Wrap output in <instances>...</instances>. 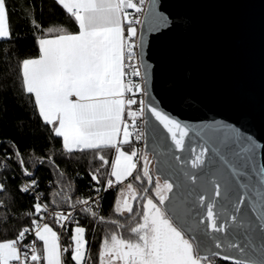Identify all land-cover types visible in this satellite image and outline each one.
Segmentation results:
<instances>
[{
  "label": "snow or ice",
  "instance_id": "obj_1",
  "mask_svg": "<svg viewBox=\"0 0 264 264\" xmlns=\"http://www.w3.org/2000/svg\"><path fill=\"white\" fill-rule=\"evenodd\" d=\"M56 2L74 19L79 32L68 34L60 27L56 29L59 34L55 38H38V58L22 61V84L26 93L34 96L35 106L45 124L53 126L56 137H62L64 149L68 152L91 149L97 150L98 154L101 149H114L116 155L109 175L115 178L116 183H123L136 171L137 161L134 158L138 155L137 151L129 153L122 147L130 143L133 133L129 129L134 127L126 120L125 113L133 121L138 115L142 117L151 113L171 135L175 148L184 149L188 130L155 105L149 92L147 66H144L142 76L137 68L125 63L126 58L131 60L136 55L132 51L134 45L124 35L123 24L129 20L127 10L141 11L140 5H143L144 0H138V3L134 0ZM7 16L6 0H0V38H10ZM47 31L51 33L54 29L49 28ZM127 32L130 37L136 34L131 20ZM127 67L133 68L131 76H142L143 84L126 79L129 75L125 71ZM137 93L141 96L139 100L135 98ZM133 105H138V108L132 110ZM136 138L141 137L137 135ZM206 151V148L201 149L192 161V167L201 168L200 188L208 192L207 201L204 195H198L195 201L182 209L174 195H170L173 193V184L167 179L161 183L157 178L155 199L147 195L148 189H145V195L140 198L143 200L142 209L137 211L132 203L137 200V190L132 183L126 185L121 191V199L116 201L115 212L121 215L134 214L129 220L130 238L125 239L116 232L105 238L99 252L100 264H212L205 253L220 249L223 241L216 236L209 238L207 232H203L200 237L189 238V233H194L198 227L190 222L193 219L191 208L202 205L201 215L206 211L207 227L213 233L225 232V227L218 223L220 213L215 210L217 202L212 195L214 190L216 197L221 196V185L210 177L220 176L230 161L223 160L216 172H206L202 167ZM99 159L104 164L108 163L103 155H99ZM144 161L143 177L151 183L146 155ZM261 171L264 172V169ZM25 174L31 175L27 171ZM185 176L191 180L197 179L192 173H185ZM92 178L97 180L96 175ZM133 178L141 180L139 175ZM222 178L227 193V177ZM107 186H113L112 179L107 180ZM2 188L3 185H0ZM28 190V187L22 189L25 192ZM82 203L87 204V201ZM239 205L237 201V212L240 211ZM35 209L39 213L41 205L37 203ZM92 214L96 215L95 212ZM64 218L58 216L57 221ZM232 219L235 221L238 218L233 215ZM261 220L264 221V215ZM112 223L124 227L117 221ZM33 224L36 227L35 236L43 242V254L38 253L35 241L32 244H20L25 240V233L30 231L25 228L16 239L0 243V264H39L41 260L45 264H63V254L68 253L69 249L61 250L57 233L48 224L41 226L37 221H33ZM83 233L84 229L77 227L72 237L75 248L71 260L75 264H84L86 241L83 240ZM197 239L199 243H196ZM224 240L228 241L229 248L243 247L229 240L228 236ZM22 248L29 251H22ZM216 254L213 251V255ZM235 264L245 262L236 260Z\"/></svg>",
  "mask_w": 264,
  "mask_h": 264
},
{
  "label": "water",
  "instance_id": "obj_2",
  "mask_svg": "<svg viewBox=\"0 0 264 264\" xmlns=\"http://www.w3.org/2000/svg\"><path fill=\"white\" fill-rule=\"evenodd\" d=\"M138 56L155 105L188 130L184 149H176L155 117L144 115L147 166L173 184L170 195L181 208L198 195L208 199L200 188L201 168L192 167L202 148L206 172L230 161L220 176L210 177L221 185V196L212 195L225 232L213 233L198 205L191 208L190 222L198 227L189 238L207 232L223 243L205 255L264 264V0H148ZM225 236L243 247L229 248Z\"/></svg>",
  "mask_w": 264,
  "mask_h": 264
},
{
  "label": "trees",
  "instance_id": "obj_3",
  "mask_svg": "<svg viewBox=\"0 0 264 264\" xmlns=\"http://www.w3.org/2000/svg\"><path fill=\"white\" fill-rule=\"evenodd\" d=\"M6 5L10 38H0V185H3L0 189V241L16 239L24 227H32L38 218L31 196L22 191L24 179L35 181L44 204L50 209H71L90 193L94 181H103L107 177L114 152L108 148L99 150V154L91 149L66 151L61 137H56L52 126L45 124L39 116L34 96L23 88L22 61L39 56L38 38L56 35V29L60 27L66 32H76L78 25L74 19L56 0H6ZM49 28L54 31L49 33ZM123 146L132 148L134 143L130 139V143ZM99 155H103L108 163L104 164ZM145 155L148 160L150 152L143 155L130 177V183L138 193L137 200L132 201L137 211L142 209L141 194L149 183L143 177ZM26 171L31 175L25 174ZM150 174L152 182L147 195L155 199L158 176L151 167ZM93 175L97 180L92 178ZM137 175L141 180L133 178ZM120 185L104 191L99 213L94 216L92 211L79 210L77 223L63 229L62 243L69 249L63 254L64 262L75 264L71 260L74 226L84 229L88 251L85 264H100L103 241L113 232L130 238L129 220L134 214L115 212L116 201L121 196V193L118 196ZM112 221L124 227H117ZM48 223L54 226L51 220ZM208 258L212 264H234L217 255Z\"/></svg>",
  "mask_w": 264,
  "mask_h": 264
},
{
  "label": "built area",
  "instance_id": "obj_4",
  "mask_svg": "<svg viewBox=\"0 0 264 264\" xmlns=\"http://www.w3.org/2000/svg\"><path fill=\"white\" fill-rule=\"evenodd\" d=\"M134 1L138 3V0H134ZM147 1L148 0H144L143 5H140L141 11L137 12L136 10H132L130 12L129 20L132 21V26L136 29L135 36L130 37L128 32H127L126 28H127V26H129V20L124 21V24H123L124 35L134 45L132 51L136 54L131 60H128L126 58L125 63L127 65L134 66L140 72H141V68H140V61H139V56H138V34H139V28L141 25L143 14H144V11H145V8L147 5ZM136 21H139V22L137 23ZM132 70H133L132 67H127L125 69V71L127 73H129L128 76L130 78H132L134 80V82L143 84L142 76H140V77L131 76ZM141 74H142V72H141ZM126 95H128V94H126ZM135 98L137 100H139L141 98L140 94L137 93ZM131 107H132V110H136L138 108V105H133ZM125 118L130 124H134V127H130V132L133 133V135L130 137V139L133 141L134 146L137 148L138 155L135 157V160L137 161V165H138V163H140L142 161V158L144 155V116L141 117L138 115L137 118L133 121V119L131 117H127L126 113H125ZM137 135H139L141 138L137 139L136 138ZM108 179H110V177L105 178L103 181H99V183L97 181H94L93 184L91 185L90 193L86 197L82 198L75 207H73L71 209H65V210L64 209L55 210V209H50L49 207H47L41 198L39 190L36 187V184L33 183V180H31V179H24L22 181V189L25 187H28L29 190L27 192L33 200L34 209H35V205L37 203H39L41 205V211L39 213L36 212L38 215V218L35 221H37L41 226L43 224L47 223L49 220H51L54 223L55 228L57 230L59 246H60L61 250H63V249H65V245L62 243L61 233L67 225L77 223V221H78L77 212L79 210L90 209L92 212L99 213L103 193H104V191H106L105 189L108 190V189H114L117 187L118 184H115V182H113L112 187H108L107 186V180ZM83 201H87V204L82 203ZM35 211H36V209H35ZM58 216H62L65 218L60 219L58 222L57 221ZM25 228H28L30 231L25 233V240L20 242L21 245L33 243L32 237H33V234L36 230L35 225H33L32 227H24L22 230H24ZM22 251H29V249L22 248ZM220 258L224 259L222 257H220ZM233 263L235 264V262H233ZM13 264H15V262H13ZM245 264H252V263H245Z\"/></svg>",
  "mask_w": 264,
  "mask_h": 264
},
{
  "label": "rangeland",
  "instance_id": "obj_5",
  "mask_svg": "<svg viewBox=\"0 0 264 264\" xmlns=\"http://www.w3.org/2000/svg\"><path fill=\"white\" fill-rule=\"evenodd\" d=\"M135 2V1H134ZM132 10H135V9H128L127 11H128V13H129V17H130V12L132 11ZM125 21H128V20H125ZM127 28H128V26H127ZM128 79L130 78L129 76L127 77ZM129 131H130V129H129ZM123 147V150L124 151H126V152H129V153H131L133 150H135V151H137V148L134 146V147H132V148H128V147H126V146H122ZM115 153L113 152V156H112V159H111V162H110V167H109V171H108V174H107V177H110V178H112V180H113V182H115V178L114 177H111L109 174H110V172H111V164H112V161L115 159ZM135 159V158H134ZM141 163V162H140ZM140 163H138V165H137V167L139 166V164ZM106 177V178H107ZM157 178H159L160 179V181H161V183H163V180L158 176ZM128 183H130V177H128L127 179H125L124 181H123V183H116L115 182V184H121L120 186H119V191H118V196L120 195V193H121V191L126 187V185L128 184ZM120 199H121V196H120ZM48 223V222H47ZM48 224H50V223H48ZM54 227H55V225H54ZM77 227H81V228H83L82 226H75L74 227V235H75V229L77 228ZM56 229V228H55ZM83 239H84V233H83ZM9 240H4V241H0V242H3V243H5V242H8ZM84 241H85V239H84ZM74 248L75 247H73V250H74ZM87 257H88V251H87V243L85 244V260H84V264H85V262L87 261ZM225 260V259H224ZM228 261H231V260H228ZM231 262H235V261H231Z\"/></svg>",
  "mask_w": 264,
  "mask_h": 264
},
{
  "label": "crops",
  "instance_id": "obj_6",
  "mask_svg": "<svg viewBox=\"0 0 264 264\" xmlns=\"http://www.w3.org/2000/svg\"><path fill=\"white\" fill-rule=\"evenodd\" d=\"M127 29V28H126ZM78 32H79V28H78V30L76 31V32H67L68 34H78ZM58 34H59V32H58ZM58 34H56V35H58ZM56 35H51V36H47V37H45V38H55V36ZM35 58H38V57H35ZM127 79V78H126ZM38 109V108H37ZM52 126V125H51ZM53 127V126H52ZM61 139H62V137H61ZM62 142H63V139H62ZM114 153H115V150H114ZM116 154V153H115ZM110 179H112V178H110ZM45 224H48V223H45ZM44 225V224H43ZM42 225V226H43ZM48 226L49 227H51L52 229H53V231H55L56 233H57V230L55 229V227L54 226H52L51 224H48ZM75 227V226H74ZM74 227L72 228V237L74 236ZM57 237H58V235H57ZM34 240L33 241H35L36 242V247H37V251H38V253H40L41 255L43 254V242L42 241H39L38 240V238L35 236V232H34V234H33V237H32ZM84 239H85V237H84ZM83 239V240H84ZM73 241V247H75V241L74 240H72ZM86 241V240H85ZM0 243H3V242H0ZM58 244H59V241H58ZM39 264H45V261H43V260H41L40 262H39ZM63 264H67L66 262H64L63 261Z\"/></svg>",
  "mask_w": 264,
  "mask_h": 264
}]
</instances>
